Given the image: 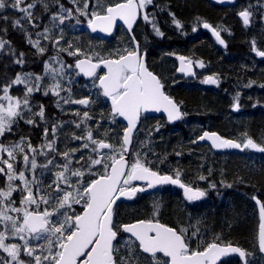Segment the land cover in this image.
<instances>
[{
	"label": "snow or ice",
	"instance_id": "snow-or-ice-1",
	"mask_svg": "<svg viewBox=\"0 0 264 264\" xmlns=\"http://www.w3.org/2000/svg\"><path fill=\"white\" fill-rule=\"evenodd\" d=\"M72 2L76 3V0ZM152 2L153 0H117L115 3L102 5L97 0L95 7L100 11L89 12L90 0H83V9L77 6L76 11L88 17V27L93 32L98 28L110 32L117 19L122 20L131 29L134 21L142 15L146 22L152 24L156 35L163 36L155 22L149 18V14L142 11ZM35 6L33 3L24 4L23 0H0V20L11 21L13 27L21 26L22 19L31 22L30 10ZM9 8L23 13V18L12 20L8 15H4ZM60 9L62 13H67V16L59 17L60 23L63 24L66 18L72 16V10L65 9L63 5H60ZM239 15L243 18V23L248 25L251 13L244 10ZM173 23L177 28L183 27L174 14ZM204 27L209 28L210 25L205 23ZM214 34L219 42L224 44L220 34L215 30ZM29 43L34 47L39 46V41L34 42L29 39ZM55 43L58 45L59 39ZM5 45L6 42L0 40V50L4 49ZM72 47L68 42V49ZM68 49L62 50L68 51ZM39 50L41 53L45 51L43 47ZM253 50H256L255 41H253ZM68 54L77 57L74 67L79 69V72L95 77L99 81L103 95L111 99L113 115L123 117L127 121L123 137L119 140L120 150L117 151L115 145L104 139L94 138L93 132L89 130L86 137H83L89 143H85L83 148H90L95 156H89L84 160L81 168L74 169L72 163L78 149L73 148L60 154L64 158V163L59 165L62 170L55 174L52 184L48 185L49 191L45 192L40 187L42 182L29 180L25 175L26 171L34 172L38 167L35 156L31 159L29 156V153H36V148L30 142L24 145V137H21V143L10 146L0 143V153L6 154V158L0 155V176L5 177L7 181L4 187H0V251L7 254L0 256V264H133V262L135 264H216L221 256L230 252L239 253L243 257L244 252L240 248L231 245L222 247L217 242L209 243L203 250H192L187 230H177L153 219L138 220L131 224L114 222L113 205L116 200L121 196H135L137 192L145 190L134 186L133 181H147L148 188L157 184H179L189 201L198 200L206 193L199 188L181 183L179 172L174 178L151 170L146 163L141 162L139 153L136 154L135 160L129 162L132 132L142 111L163 109L167 112L169 120H177L182 115L173 100L164 93V86L157 75L148 70L139 46L132 50L125 49L122 53L118 52L116 58L112 59H101L97 54L96 62H93V56L85 55L80 48L68 51ZM256 54L264 57V51L256 50ZM23 55V53L19 54L20 57ZM81 55L85 58L80 59ZM179 59L182 62L185 60L184 57ZM16 63L21 64L23 60L17 59ZM101 64L107 71L103 75H97V68ZM199 66L204 67V64L200 62ZM65 68L72 69L73 65H62L60 71ZM180 71H184V68L181 67ZM28 78L17 74L14 80L0 85V93H2L0 94V137L10 133L18 119H24L25 109L31 111L29 95L33 91L40 90L42 77L36 76L32 86H27L25 83ZM203 82L216 84L218 81L209 76ZM20 84H25L23 99L10 94V89ZM59 88L61 85L56 83L52 94L58 96L59 92L55 89ZM44 94L47 95L48 92L45 91ZM63 102L88 105L89 99L75 101L65 99ZM234 107L238 108V103ZM38 115L41 117L44 115L42 106ZM83 116L85 119L89 118L88 112L85 111ZM25 122L35 123L33 119H27ZM76 127L79 128L80 124L78 123ZM55 132L56 126H53V135ZM48 134L49 129L45 128V137ZM73 138L82 139L80 136ZM205 139L210 140L216 149H252L264 153V146L258 145L252 138L238 143L223 139L216 133L205 132L199 140ZM54 143V140H50L46 145L50 152L57 151L53 148ZM21 153H23V170L17 167L21 162L17 157ZM42 154L47 155V153ZM83 159L81 155L76 163H80ZM53 163L54 161L49 159L42 167L46 168ZM96 166H100L103 171H94ZM82 168L87 170V178ZM73 177L76 178L75 181ZM200 179L206 178L201 176ZM15 181L21 182L23 187L14 183ZM74 183L77 186L73 188ZM210 187L214 188L215 184H211ZM14 192L20 193L19 202L13 198ZM252 199L259 206L258 243L260 250L264 251V203L255 196ZM41 204L45 207L41 208ZM73 204H82L81 214L74 211L68 214ZM54 217H62V219H54ZM121 231L130 234L124 245L127 249L124 254H121L118 247V234ZM12 240H21L24 243L10 242ZM33 240H44L47 248L39 243L33 246ZM158 254H163L168 259L161 261Z\"/></svg>",
	"mask_w": 264,
	"mask_h": 264
},
{
	"label": "trees",
	"instance_id": "trees-1",
	"mask_svg": "<svg viewBox=\"0 0 264 264\" xmlns=\"http://www.w3.org/2000/svg\"><path fill=\"white\" fill-rule=\"evenodd\" d=\"M26 1L35 3L33 18L36 20L38 18L48 19L52 16L56 6L62 0ZM249 7L257 10V24H254L251 20L249 25H245L238 17L237 11L239 9H249ZM145 11L149 14V18L155 22L160 32L163 33V36L156 35L152 24L147 22V43L150 49L158 55L152 53L154 61L161 59L165 66L166 62L161 58L162 55H166L170 51L173 55L182 53L189 58L207 63L210 72L217 77L220 75L227 82L236 81L234 79L245 82V80L251 79L255 83L264 84V66H250L243 63L246 60L245 56L253 47V41H255L256 49H264V0H235L231 4H219L211 0H153ZM252 12L255 14V11L252 10ZM173 14L181 22L182 28H177L173 23ZM201 21H207L221 28V34L225 36L227 43L225 49L215 41L208 30L199 26ZM10 22L0 20V38L6 42L4 51L0 54L1 85L14 80L17 74L21 75L24 72L36 70L37 66L40 65L42 55L47 52L46 47H44L45 53H38L28 45L26 29L13 27ZM174 45L178 48L173 49ZM20 53L24 54L23 57L19 56ZM17 59H22L23 63L17 64ZM255 91L257 92L258 89L255 88ZM13 92L21 94L19 89L16 90V88ZM173 94L179 103L183 104L185 102L188 105L189 111L186 115L192 116L194 122L199 121L204 125L207 118L211 122L209 129L224 133L225 126L223 125H225L227 119L221 113L225 109V102L223 101L225 97L221 96V92L187 83L186 85H180V88ZM53 111L54 107H50L49 114L53 115ZM109 112V103L105 101L104 113ZM251 116L250 126L258 130L256 136L257 141H259L261 134L264 132V111L255 108ZM179 124H181V121ZM32 130L36 131V128H32ZM179 130L181 134H185V127ZM33 131L30 130L28 135L34 139ZM180 138L178 137L179 140H181ZM184 157L185 161L182 163L189 164L188 155L184 154ZM231 165L233 166L227 168V171L235 176L234 178H236L237 173V177L245 178L250 185L254 186L250 188L259 192L264 199V155L251 156L245 161L238 160ZM245 165L250 167L248 169L244 168ZM219 171V162L216 161L214 175L217 179H219ZM1 183L2 179L0 178V187ZM219 185V183H216L209 194L205 195V198L196 206V212L199 210L201 215L194 217V223L207 226V229L202 234L189 236L191 242L196 247L199 244V248L203 249L206 245L212 243L214 236L223 234L222 239L227 242L252 243L254 237V241L257 243L256 233L253 235L252 220L246 218L249 214L248 211H250V208L245 204L246 200L242 197H236V187L226 191ZM127 217L120 219V221L126 222L132 219L128 213ZM205 219L206 224L204 225ZM203 226L201 227L203 228ZM201 236L205 237L201 238ZM0 254L1 256L5 255L2 251H0ZM232 264H236V261Z\"/></svg>",
	"mask_w": 264,
	"mask_h": 264
},
{
	"label": "rangeland",
	"instance_id": "rangeland-1",
	"mask_svg": "<svg viewBox=\"0 0 264 264\" xmlns=\"http://www.w3.org/2000/svg\"><path fill=\"white\" fill-rule=\"evenodd\" d=\"M117 0H99V3L102 5H108L111 3H115ZM23 3H31L29 1L23 0ZM97 3V0H90V7L89 12L95 10L100 11L99 8L95 7ZM60 5H63L65 9H71L72 10V16L69 18H66L63 22V24L60 23L59 17L60 15L67 16V13L61 12ZM77 6H79L81 9H83V0H76V3H73L72 0H62L58 3L57 10L55 13L52 14L50 20L46 23V26L43 27L40 30H32L28 33L27 42L29 43V39L32 41H39V46L36 47L38 51L40 47H46L47 52L44 56L41 57V62L39 66V72L38 74L33 73H24L21 76L22 77H29L25 83L27 86H32L34 83V78L36 76L42 77V80L40 81L41 88L39 91H33L31 94H39L42 96H50L54 99V106L56 107V112L58 113L59 117L51 118V122L45 123V128L49 129V134L47 137L44 135V128H42L41 132V139L39 141V144L33 145V147L38 149H41L43 146L45 149L49 150L46 145L50 140H54L55 143L53 144V148H55L57 151H54V155L46 151L47 155L45 156H39L38 150L36 153H29L30 159L32 156H35V159L37 161V169L33 172L31 170L26 171L25 175L29 180H37L40 183V187L43 191L47 192L49 191L48 185L52 184L53 180L55 179V174L62 169L59 167V165H62L64 163V158L62 153L66 151H70L73 148L78 149L74 155L72 167L75 168H81V165L84 163V160H87L89 156H95L94 153L91 152L89 149H84L83 145L85 143H89L86 139H83V137H86L87 132L90 130L93 132V136L96 139H104L106 142H109L110 144H113L116 146L117 151L120 150L119 146V140L123 137V130L124 126L122 123V120L113 114L110 113H104V107H102L101 110V104H104L103 101V95L99 89L97 79L93 78L90 80L84 79L78 70L74 67L75 62L77 60L76 56H72L68 54V51L74 50L75 48H80L82 52L85 55L93 56L94 59L97 54H99L100 58H104L107 56L116 55L118 52H124L125 49L130 48V42L127 40V34L126 32L119 31L117 34H115L112 38L107 39L103 36L94 34L90 31L88 27V17H85L81 15L79 12L76 11ZM149 6V5H148ZM147 8V7H146ZM242 9L241 8L237 11L239 13ZM245 10H248L251 13V20L254 24H257V18L258 13L256 8L251 9L249 7ZM255 11V14L252 12ZM17 11V18L16 19H22L24 14ZM31 11V10H30ZM146 12V11H144ZM55 16V19H54ZM24 22H29L26 19H22V25ZM203 23V21L200 22ZM147 22L143 19V16L139 20L136 30H138L137 35L140 38V40L143 43H146L148 40V30L146 29ZM120 27H123L120 26ZM47 29L48 31H45ZM150 31V29H149ZM43 35H38V34ZM47 37V38H45ZM60 37H63L60 39ZM59 39V44L57 45L55 41ZM1 40V39H0ZM68 42L72 44V49H68ZM148 45V43H146ZM32 45V44H31ZM35 48V49H36ZM62 49H68V51L62 50ZM258 50V49H256ZM256 50H250L249 52V59L251 62H256L260 65H264L258 58H254L252 56L253 53L256 54ZM1 51V50H0ZM181 54H177V56H180ZM84 55H81L82 57ZM166 63H169V60L167 57H165ZM192 63L195 64L196 67V84H199L197 86L203 87V88H212L214 84H208L204 83L203 81L209 77L212 76L214 79H216L218 82V86L223 83L222 80L217 78V76L209 71L208 64L201 61V60H194L189 59ZM202 62L204 64V67H200L199 63ZM47 65V67H46ZM62 65H73L72 69L65 68L63 71H60ZM169 65V64H168ZM172 65L177 67V60L172 62ZM169 65V66H172ZM83 78V79H82ZM179 82L186 85L190 79L183 75L178 76ZM236 81L233 83V85L230 84V81H228L225 85L228 87V97L231 95L233 102L230 103V109L234 107L236 103L239 105V113H233L232 111L227 113V116L231 117L232 123L235 125L236 122L241 123L242 118L246 116V109L247 107L253 106V102H250L251 99H253V96L251 94H246L247 99L242 98L241 92L236 91V87L241 84L240 81ZM59 83L61 85V88L55 89V91L59 92V95H53V86ZM246 85L248 86H254V89L257 88L258 91L255 93L256 97L255 99V108L261 109L264 111V84L255 83L251 79L245 80ZM259 84V85H258ZM13 87H20L25 89V84L20 85H14ZM12 87V88H13ZM12 88L10 89V94L14 97H19L23 99L25 96V92H21V94H15L12 92ZM45 91L48 92L47 95H45ZM2 94V93H0ZM91 96L92 99L90 103L87 106H83L81 104L76 103H64L63 101L65 99H70L72 101L79 100L82 97ZM25 113H27L28 110H24ZM87 111L89 114V118L85 119L83 116V113ZM231 114V115H230ZM229 122H230V118ZM41 120V118H40ZM39 120V121H40ZM206 124H202L199 121L193 120L192 116H189L187 119L184 118L181 121L180 126L185 127V134H188V138L186 140H176L174 144V155L177 157L178 160H181L180 157H184L185 154V147L189 145L192 141H195V144H198L196 141L197 135L200 133L202 129L205 128V126H209L210 120L205 119ZM96 121L97 124H96ZM154 119L150 120H144L142 119L138 125V128L136 130L135 136H134V148L132 151L133 160L137 158L136 154L139 153L140 156L147 157L150 159V155L148 153H151V150H158L161 153L164 151L165 147L168 145L169 136L166 135L165 131L162 130V120L158 118L155 122H153ZM80 124V127L77 128L76 125ZM155 125V126H154ZM14 126V125H13ZM56 126V132L53 135L52 133V127ZM231 127V124L230 126ZM234 128V127H233ZM188 129V131H187ZM231 129V128H230ZM180 132V130H178ZM74 136H80L82 139L76 140L73 137ZM0 139L3 142V137H0ZM255 142L258 145L264 146V138L262 140ZM21 143V139L19 141H14L12 143L4 144L6 146H10L12 144ZM28 142L26 138L24 137L23 144L26 145ZM194 153H192V157L196 162L197 166H205L207 164L209 150L207 146H200L197 148ZM25 151H27V148H25ZM107 151V150H105ZM157 151V152H158ZM169 152V151H168ZM179 153V155H177ZM255 153H260L256 150L250 149L246 155H252ZM264 154V153H263ZM0 155H4L6 158V154L0 153ZM23 155V154H22ZM22 155L18 157V159L21 161L19 165H17L18 169L23 170L24 164L22 161ZM83 155V160L80 161V163H76V160ZM255 156V155H252ZM49 159H52L54 161L53 164L48 165L46 168L42 167L43 165L47 164V161ZM177 160V161H178ZM82 171H85L87 178V170L82 168ZM94 171L99 170L103 171L100 166H96ZM73 181H75V177L72 178ZM4 184L1 185V187H4L7 183L6 178L4 177ZM16 184H20L21 187H23L21 182H14ZM77 185L74 183L73 188ZM13 198L19 202L20 199V193L14 192ZM45 207V205L41 204V208ZM75 212L77 214H80L82 212V204H73L72 209L69 210L68 214H72V212ZM251 213V209H250ZM12 215H15L12 213ZM54 219H62V217H54ZM119 219H121L120 214H117L115 217V223H118ZM120 223V222H119ZM205 231H202L200 234H202ZM205 236H201V238H204ZM223 234L214 236L212 238V242L217 243H225V244H231L232 242L225 241L222 239ZM128 240V237H123L120 239V247H124V242ZM199 241V238H198ZM10 242L23 244L24 242L21 240H12ZM43 245L45 248H47V243L44 240L41 241H32V245L36 246L37 244ZM207 246V245H206ZM205 246V247H206ZM204 247V248H205ZM258 247V246H257ZM256 247V248H257ZM197 248H199V244L197 245ZM39 251V249H37ZM259 254V252H257ZM7 254L5 253L4 256ZM260 255V254H259ZM1 256V254H0ZM259 259L264 260V255H260ZM161 260V258H160ZM135 264V262H134Z\"/></svg>",
	"mask_w": 264,
	"mask_h": 264
},
{
	"label": "flooded vegetation",
	"instance_id": "flooded-vegetation-1",
	"mask_svg": "<svg viewBox=\"0 0 264 264\" xmlns=\"http://www.w3.org/2000/svg\"><path fill=\"white\" fill-rule=\"evenodd\" d=\"M31 3L35 4L32 1H31ZM219 4H222V3H219ZM57 6H56V10H57ZM34 8L31 9V12H32L31 22H28V24H27V22H24L23 25L16 27L18 29L21 28L22 30L26 29V40H27L29 32H31L32 30L37 31V30L42 29L43 27L46 26V23L51 18V16H50L48 19L38 18L35 20L33 18L34 12H35ZM56 10L54 11V13L56 12ZM142 11H145V9ZM4 15H8L9 17L12 18V20H15L17 18V11H16V9H13V10L7 9V11L4 12ZM141 17H142V15H141ZM238 17H240V16L238 15ZM240 19L242 20L241 17H240ZM250 23H251V18H250L249 24ZM10 24H12V23L10 22ZM122 25H123L122 23L118 22V24L116 26L115 33L112 36L105 37V38L110 39L115 34H117L119 31H121V32L125 31L127 34L126 38L130 42L129 50H132L137 45L139 46V51L143 54L144 62L146 64L147 68L158 76V78L160 79L161 83L164 86L163 88H164L166 94L170 98H173L180 105L181 110H182L181 119L175 123H169L167 120V117L164 114L145 113L143 111L141 112L140 119H139L138 123H140V121L142 119L150 120L153 118L154 119L153 122H155L159 118L162 120V123H163V125H161L162 130H164L166 135H168L170 138L168 141V145L165 147V149L162 153L158 150H151L150 151L151 153H148V155H150L151 158L148 159L147 157H144V155L140 156L141 162L146 163V166L151 168V170H153V171L159 172L161 175H171L175 178L176 173L179 172L181 183H183L187 186L194 187V188H199L200 190L205 191L206 195H208L209 192L211 191V188H212V187H210L211 184L219 183L220 184L219 186L223 187L222 189H225L226 191L232 190L233 189L232 187H236V190H235L236 197L244 198L246 200L245 201L246 206H248L251 209V213H250V211H248L249 214H247L246 218H249L252 220L253 229H254L253 235L256 233V236H257L258 226L260 223L259 206L256 204V201L252 199V197L255 196L262 203H264V199L259 194V192L253 191L252 188H250V187H254V186L250 185L245 178L237 177L238 173H237L236 178H234L235 176H232V174L229 173V171H227V168H231L233 166L231 164H233L234 162L236 163V161H238V160L239 161H243V160L245 161V160L251 158L252 155L257 156V155H264V154L263 153H255L252 155H246V153H248L250 151V149H245V150H241V149L215 150L214 148H212V146L210 144L198 141L199 136L203 133L204 130L217 131L214 129H209V127L211 125V122H210V125L208 127H205V129H202L201 131H199L200 133L196 137V141L198 144H195L194 141H192L189 145H187L185 147V154L188 155L187 159L189 160V164L182 163L185 161L184 160L185 157H180L181 160H178L177 157L174 155V144H175L176 140H179L178 137H181L180 139H183V140H186L188 138L187 137L188 134L183 135L178 130L180 128L184 127V126H180L181 124H179V122L182 121V119H184V118L187 119L189 117L188 114L186 115V113H188V111H189V108H188V105L185 104V102L183 104L179 103V101L177 100V98L173 94V92H176L180 88V85H183L182 83L179 82V79H178L179 75H183V76L187 77L188 79H190V81H189L190 84L199 85V84H196L197 78H196L195 64L191 62V64L194 65L195 74L193 76H187L185 74L179 73V71H178V58H180L177 56L178 53L173 55L170 51V52H167L166 55H162V57H161L164 62H166L165 57H167L169 60V63H168L169 65H172V62L174 60L176 62V60H177V67H175L173 65L170 67L167 63L164 66V63L161 61V59L154 61V57L152 56V53H154V55H157V53H155L154 51H152L150 49V46L146 44L147 42L143 43L140 40V38L137 37V35H136L138 32V30H136L137 24L135 25V27L133 29V34H134V37L137 39V44L132 39L133 38L132 35L130 34V32H128V30L125 28V26L123 25V27H120ZM213 26L218 31V33L220 34V39H222L224 41V44H221L219 42V40L214 37L215 41L222 48L225 49L227 43H226L225 36H223L221 34L222 33L221 28L217 27L216 25H213ZM1 40H3V39H1ZM27 44L30 45L31 47H33L34 49L36 48L28 42H27ZM177 48H178V46H175V45L173 46V49H177ZM35 50L38 53H41L40 51L37 50V48ZM250 50L253 51V47ZM250 50H249V52H250ZM258 50L264 51V49H258ZM3 51H4V49H2L0 51V54ZM175 52H177V51H175ZM249 52L247 54H249ZM43 53H45V52H43ZM47 54H48V52H47ZM44 55H42V56H44ZM252 56L254 58H256L258 55L253 53ZM107 57L116 58V55L107 56ZM107 57H104V58H107ZM245 57H246V60L243 62L245 65L246 64H248L250 66L251 65H260L256 62H254V63L251 62L250 59L248 58L249 55H246ZM104 58H101V59H104ZM185 58L188 62H189V59H192V58H189L188 56H185ZM258 58L263 63L264 57L258 56ZM194 60H196V59H194ZM39 66H37L36 70H32V71L24 72V73L38 74V73H40L38 71ZM165 67H167V68H165ZM105 72H106V70L102 65L97 69V75H103V74H105ZM24 73H22V74H24ZM217 78L222 80L223 83H221L219 86H218V84H214L212 86V88H205V89H209V90L210 89L218 90L219 92H221V96L225 97V99H223V101L225 102V109L221 113H222V116H225V119H227V121H225V125H223V126H225V128L223 129L224 133H220L219 131H217V132L220 133L223 138L228 139V140H235L238 143L245 141L247 138H252L254 140V142H255V140L257 141L258 138H257L256 134H257L258 130L255 129L253 126H250V120L252 118L251 114L253 115V111L255 110L254 104L256 102L254 99V97H256V94H255L256 91L254 89V86L250 87V86L246 85V83H244L240 80H237V81H240L241 84L238 85V87H236V91H240L241 92L240 96H242V98H244V99H247L246 94L250 93L251 96H253V99H251V101H250V102H253L252 103L253 106L247 107L248 110L246 109V111H245L246 116H244L242 118V122L241 123L236 122L234 125L232 123L233 121H231L232 116L228 117L227 113L230 111H232L233 113H239L240 112V110L238 109L239 107L238 108L233 107L230 109L229 104L233 102V99H232L231 95L228 97V87H226V85H225L227 83V81L223 80V78L220 75ZM234 80H236V79H234ZM234 82L235 81H232L230 84L233 85ZM97 83H98V80H97ZM186 83H188V82H186ZM15 88H18V87H13L12 92ZM19 91H20V93L25 92V89L21 88V90L19 89ZM101 93L103 95V92H101ZM84 97H87L89 99V101H91V99H92V97L90 95L89 96L84 95ZM102 98H103L104 104L102 103L100 105L101 110H102V107L105 106V101H106L109 103L111 114H113L110 99L108 97H105L104 95ZM29 103L31 106V111L30 112L27 111V113H25L24 119H18L17 123H15L13 126V130L10 133H7L3 137V142L0 139V143H3V144L12 143L14 141H19L21 139V137H25L27 142H30L31 144L37 145V144H39V141L41 139L40 134L42 132V128L45 129V127H44L45 123L51 122L52 117H55V118L59 117V115L57 113L59 111L56 112V107L54 106V99L50 96H42L39 94H35V95L30 94L29 95ZM41 106L43 107V113H44L43 117L38 115L39 112L41 111ZM50 107H54L53 115L49 114ZM40 118H41V120H40ZM228 118H230V122H229ZM27 119H33L35 121V123L34 124H28L25 122ZM97 122L98 121H96V124H97ZM122 123L126 127V124L123 122V120H122ZM230 124H231V127H229ZM32 128H36V131H33ZM30 130L34 132V139L28 135V132ZM263 133L261 134V138H259L260 140H262L264 138ZM196 146H198L197 148H199L200 146L209 147V148H207L209 150V155H208L209 160L206 161L207 164L205 166H202V167L197 166L195 160L192 157V153L195 152ZM133 148H134V139H133V144H132L131 155L129 157L130 163H131V161H133V157H134V156H132ZM37 150H38V154H40V155H38V157L39 156H41V157L45 156L42 153H46V151H48L49 153L54 155V151L50 152L49 150L45 149L43 146L41 147V149L37 148ZM22 154L23 153H21L20 155H22ZM20 155L18 157H20ZM190 156H191V158H190ZM216 161L219 162V168H220L219 179H217L216 176L214 175V171L216 169ZM238 165H240V164H238ZM249 167H250L249 165L244 166V168H247V169ZM201 176H204L206 179L201 180L200 179ZM0 178L2 179L1 184H4V182H5L4 177L1 176ZM15 182H19V181H15ZM132 184L134 186L144 188L145 190L143 192H137L136 195L132 196V198L129 200L123 199V200L118 201L115 204L116 206L114 207V217H116L117 214H120V217L122 219L128 218L127 217V213H128L129 217L134 219V220H136V219H145V220L153 219V220L159 221L160 223H162L168 227H172V228H175L177 230L185 229V230H187L188 236H191L192 233L200 234L202 231H205L207 229V226H203L202 224H200L201 226H203V228H202L199 224L194 223V217L196 215H198V216L201 215L199 210L196 212V206H198V204L205 197H201L200 199L195 200V201H189L184 194V189L181 188L180 186H176L175 184H171V183H169V184H157V185H154L152 188H148L147 187V181H143V180L133 181ZM228 185H231V187H228ZM194 204H196V205H194ZM125 213H126V215H125ZM205 224H206V219H205L204 225ZM118 239H120V237H118ZM254 239L255 238L253 237L252 243H242L241 241L239 243L240 247L243 248V250L245 251V254H246V263L245 264H264V260L259 259L260 255L257 254L258 248H259L258 240L256 243L254 241ZM189 245H190V248L192 250H201L200 248H197L194 245V243L191 242L190 239H189ZM144 255L147 256L148 254H144ZM158 255H159V258H163V259H161V261L166 260V258L163 256V254H158ZM261 255H263V254H261ZM232 260H233V258L231 256H228L227 258H225L223 264L230 263ZM235 260H236V264H244L241 257L237 254L235 255Z\"/></svg>",
	"mask_w": 264,
	"mask_h": 264
},
{
	"label": "water",
	"instance_id": "water-1",
	"mask_svg": "<svg viewBox=\"0 0 264 264\" xmlns=\"http://www.w3.org/2000/svg\"><path fill=\"white\" fill-rule=\"evenodd\" d=\"M213 1H215V2H217V3H232L234 0H213ZM241 17V16H240ZM242 18V17H241ZM138 20H139V17L136 19V21H134V23H133V25H132V28L131 29H129L128 28V25L127 24H125L122 20H120V19H117L116 20V22L114 23V25H113V27H112V29H111V31L110 32H105V31H101L99 28L95 31V32H93L92 31V29L89 27V29H90V31L92 32V33H97V34H100V35H102V36H110V35H112L113 34V32H114V30H115V28H116V24H117V22L118 21H120L126 28H127V30H128V32H130V34L134 37V35H133V29H134V27H135V25L137 24V22H138ZM242 20H243V18H242ZM207 23V22H206ZM205 24V23H204ZM204 24L202 25V28H204V29H207L216 39H217V37H216V35L214 34V28L209 24V23H207L208 25H210V27L209 28H205L204 27ZM215 32H217L216 30H215ZM134 41H135V43L137 44V41L134 39ZM181 57H184V56H181ZM85 58V56H83V57H80V59H84ZM185 58V57H184ZM105 59H112V58H105ZM93 62H96L95 60H93ZM102 65V64H101ZM103 66V65H102ZM104 67V66H103ZM181 67H183L184 68V71H180V69H181ZM98 69V68H97ZM78 71H79V69H77ZM105 70L107 71V69L105 68ZM149 70V69H148ZM150 71V70H149ZM178 71H179V73H182V74H185V75H187V76H193L194 74H195V69H194V65L193 64H191V63H189L187 60H186V58H185V60L182 62L180 59H178ZM152 72V71H151ZM84 78H86V79H91V78H93V77H89V76H86V75H84L83 73H81V72H79ZM106 73V72H105ZM156 75V74H155ZM158 77V76H157ZM98 83H99V81H98ZM163 91H164V93L166 94V92H165V90H164V88H163ZM167 95V94H166ZM168 96V95H167ZM83 99H85V98H83ZM110 99V98H109ZM172 100H173V102L177 105V107L179 108V111L181 112V114H182V110H181V107H180V105L173 99V98H171ZM110 102H111V99H110ZM111 106H112V102H111ZM143 112H145V113H160V114H164L166 117H167V120H168V122L169 123H175V122H178L180 119H181V117H182V115H181V117L179 118V119H177V120H169L168 119V114H167V112H165L163 109H161L160 111H156V110H154V109H149L148 111H143ZM125 122H126V124H127V121L123 118V117H121ZM140 119V118H139ZM139 121V120H138ZM138 121H137V124H138ZM137 124H136V127H137ZM127 127V126H126ZM136 127L133 129V132H132V142H133V135H134V132H135V129H136ZM205 132H208V133H216L218 136H220L221 138H223L222 136H221V134L220 133H218L217 131H212V130H204L203 131V133L200 135V136H203L204 135V133ZM199 136V137H200ZM223 139H225V138H223ZM198 141H200V142H203V143H208V144H210L211 146H212V142L210 141V140H208V139H205V140H199V138H198ZM233 141H235V140H233ZM131 147H132V144L129 146V148L131 149ZM212 148H214L215 150H231V149H234V148H224V149H216L215 147H213L212 146ZM176 186H179V184H175ZM132 197H128V196H121V197H119V199H117L116 200V203L118 202V201H120V200H123V199H127V200H129V199H131ZM115 203V204H116ZM114 204V205H115ZM113 205V206H114ZM82 213V212H81ZM80 213V214H81ZM136 221H138V220H136ZM136 221H132V222H127V223H124V224H131V223H134V222H136ZM220 244V243H219ZM222 247H225V246H228V245H231V246H233V247H237V248H239L237 245H235V244H228V245H222V244H220ZM242 250V249H241ZM243 251V250H242ZM262 252H264V251H262ZM230 254H236V253H232V252H230V253H227V254H225V255H223V256H221L217 261H216V264L221 260V259H223V258H225L226 256H228V255H230ZM239 254V253H238ZM240 255V254H239ZM241 256V255H240ZM242 257V256H241Z\"/></svg>",
	"mask_w": 264,
	"mask_h": 264
},
{
	"label": "bare ground",
	"instance_id": "bare-ground-1",
	"mask_svg": "<svg viewBox=\"0 0 264 264\" xmlns=\"http://www.w3.org/2000/svg\"><path fill=\"white\" fill-rule=\"evenodd\" d=\"M239 255V254H238Z\"/></svg>",
	"mask_w": 264,
	"mask_h": 264
}]
</instances>
